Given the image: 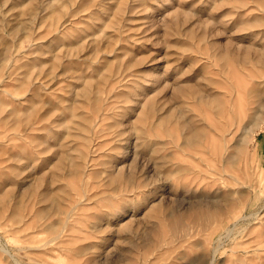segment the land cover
Wrapping results in <instances>:
<instances>
[{"label": "rangeland", "instance_id": "rangeland-1", "mask_svg": "<svg viewBox=\"0 0 264 264\" xmlns=\"http://www.w3.org/2000/svg\"><path fill=\"white\" fill-rule=\"evenodd\" d=\"M57 1L67 2L69 5L68 10L61 14L59 20L60 23L64 20L63 25L58 27L62 28V32L66 31L67 38L74 29H82L87 22L91 21V27L98 26L97 30H91L83 37L82 45L77 49L67 51L68 46L62 41L55 42L52 48L46 46V42L55 37L53 33L55 30L49 25V17L55 14V8H44L46 3ZM76 2L74 0L71 2L70 0H0V57L7 53L9 54L7 57H10L12 53L11 56L17 58L15 66L10 71L13 77L23 74L31 67L29 61L36 56L42 58V63L35 65L31 70L35 72L44 69V73L51 72L45 76L44 73L38 75L36 81L40 79L44 81L45 87L50 88L39 89L34 97L26 90L27 86L21 87V79L17 77L12 81L4 82V85L6 84L9 90L20 86L21 91L17 95H24V98L12 100L0 92V95L7 100L0 110V135L6 134L9 138L3 142L0 140V180L5 179V174L9 175L11 165L16 164L19 171L15 184L7 183L2 187L7 190L8 201L5 206L8 207L9 204L11 206L17 201L18 208L24 209L21 213L30 214L35 211L34 209L50 204L51 198L58 199L60 205L66 209L74 200L88 197L75 208L74 216L71 218L75 225L67 224L68 232L62 234L64 238L62 243L72 249L71 251L59 250L46 255L42 250H38L40 253L37 250L23 248L22 245L26 246L30 243L25 242L21 234L13 235L9 231H4L3 225H0L2 243L9 247L11 254L22 264L42 262L46 264H186L193 256L201 254L200 250L207 245L205 231L192 223L194 220L190 212L195 204L193 201L197 198H200L197 199L199 202L203 200L200 206L203 209H214L219 204V201L213 204V201L211 202V193L216 187L206 184L209 179V168L217 167L219 162L204 144L197 146L190 144L179 122L188 120L193 115L197 120L203 118L206 123L217 121L218 113L214 106L217 102H214L207 92L219 93V99L222 101V94L233 91V87L234 91L236 87L239 89V94L238 90L234 92L231 114L243 118L244 123L248 111H254L252 109L257 104L250 90L258 87L260 79L258 75L264 73L262 64L264 19L259 23L255 15L262 14L257 9V5L264 4V0H89L79 7L76 15L71 16L69 12L77 7ZM119 6L122 10L118 13ZM27 16L30 17L28 21L30 25L26 26H31V37L26 35L29 27L21 26ZM68 18L71 21H66ZM6 43L10 44L7 53L4 49ZM39 43L44 45L41 47ZM16 49L21 50L22 53L18 52L14 55ZM55 53L59 54L58 62L51 57ZM69 63L75 64V69L68 70L66 65ZM108 73L113 74L115 78L105 79L104 75ZM53 74L56 76L50 78ZM79 74L87 76L86 85L90 89L95 91L100 88L104 91L108 99L107 105L102 108L100 103L82 101V97L74 91V85L80 88L79 84H75L81 82L75 77ZM120 78L123 79L122 86L117 87L118 94L115 95L112 89ZM143 83H148L147 95L159 100V107H162L161 115L165 116L163 125L152 124L153 130L147 133L150 140L160 139V142L162 140L165 143L161 151L164 156L168 155L165 156L164 164L169 170H173L177 166L185 168L198 163L203 171L202 180L194 185L195 192L191 194L182 191L180 187L174 190L173 181L185 180L192 175L179 173L171 174L166 178V175L163 176L165 173L155 164V160L142 150L137 148L134 154L127 152L126 141L130 135L128 118L131 115L121 116V123L114 124V120L120 118L121 109L131 104L127 100L129 97L122 95L128 94L133 84L139 86ZM177 84H185L192 90L202 88L204 91L202 95L189 89L178 93L175 91ZM37 85L38 82L35 86ZM262 88L264 89V83L260 85V90ZM143 97L144 95H141V98ZM238 99L240 102L237 101ZM262 99L264 100V97ZM58 101L61 102L60 106L73 103L74 111L85 117L91 115L93 120L98 117L99 109L102 108V113L105 114L101 115L95 128L99 133L93 134L94 139L91 144L83 146L78 136L66 134L51 136L48 133V128L55 130L59 128L57 125L61 118V110L50 104ZM109 106L113 109H107ZM11 108L20 110L10 113ZM248 108L250 109L247 110ZM141 110L142 107L137 111ZM135 118L137 117L134 116L132 119ZM148 119L155 120V116L150 115ZM199 122L201 123L200 120ZM137 124L140 126L138 122ZM13 131L16 132L15 136L12 134ZM121 138L123 140H120ZM246 139H248L244 144L246 155L252 164L259 163L260 172L264 170V109L256 114L255 119L248 126ZM211 140L209 133L202 142L207 146L211 144ZM67 148L73 152L82 149L90 155L91 170L85 176L87 196L82 194L83 184L80 180L82 176H71L72 169L65 164L64 159L53 158L52 162L45 161V158L51 156L53 152H57V156L63 149L68 153ZM119 148L122 149L118 150ZM12 153L15 154L13 159L6 161L5 157ZM197 155H203L204 161L196 158ZM128 157L129 159L123 163V168H130L134 164L137 180H145L146 188L159 185L161 196L156 199L157 196H152L150 193L149 200L152 201L150 204L154 203L153 206H141V208L125 206L123 209L127 212L121 217L123 220L120 223H108V220H114L112 213L116 209L113 208H118L121 201L131 202L130 199L137 196L125 197L118 192L114 193L112 185L105 188L104 166L115 165L116 161ZM111 160L115 162H110ZM141 169H151V171L146 176ZM46 186H51L53 189L50 193L51 198L38 201L37 192L42 191ZM168 186L172 189L169 193L166 191ZM105 192L108 195H103ZM159 193L157 192V195ZM140 199L141 197L137 198ZM260 202L255 199L244 212L249 213L256 204L260 205ZM220 203H224L223 196ZM8 212L9 210L7 215ZM63 215V213H53L48 222L60 227V217ZM33 219L35 220V217L29 218L31 226ZM176 220L179 221L175 222ZM93 221H98L103 228L97 237L96 234L90 233ZM126 222L128 225L122 228V223ZM9 223L11 221H8ZM187 226L189 233L184 236ZM36 228L37 230L29 228L21 233L30 232V235L42 242L56 230V228H40V225ZM254 229L253 233L238 237V241L250 240L248 245H251L255 242L258 232L256 228ZM132 230L137 232L133 233ZM95 240L99 241L96 250L93 246L90 248ZM196 242L200 245L194 246ZM81 245H88L89 248L78 252ZM207 248L206 246V249L202 250V254ZM234 248L238 250L237 257L246 256L250 258V264L256 263L257 260L250 251L251 246L248 248L249 251L243 252V248L236 247L235 242L225 240L216 254L214 264H237L236 256L232 255L231 251ZM261 256L264 264V252ZM11 259L0 250V264H10Z\"/></svg>", "mask_w": 264, "mask_h": 264}, {"label": "bare ground", "instance_id": "bare-ground-1", "mask_svg": "<svg viewBox=\"0 0 264 264\" xmlns=\"http://www.w3.org/2000/svg\"><path fill=\"white\" fill-rule=\"evenodd\" d=\"M71 1L72 0H70V2ZM74 1L75 2L77 1L75 4L77 7H74L72 12L71 11L69 12L71 16L76 15L79 11V7L89 2V0H74ZM257 6H258L257 9L262 14H260L259 16L255 15L256 17L255 19L259 21L260 23L264 19V4H260ZM68 7L69 5L67 4V2L60 3V1L45 4L44 9L55 8V12H54L55 14L49 17L50 24L48 21V24L52 27V29L54 28L55 30L53 32L55 33V37L52 40L46 42L47 44L46 46H48L49 48H52V46L55 45L54 44L55 42L62 41L67 44L68 46L66 48L67 51L77 49L82 45L83 37L89 32H91V30H97L98 28V26L96 27V25L94 27H91L92 23L90 21V22H87L86 25L82 29H74V31L71 32V34L68 33L70 36H68L69 38H67L66 31L62 32V28L61 27L58 28V27L63 25L62 22L64 20H62L61 23L59 22V20H60L61 14L64 11L68 10ZM120 10H122L121 6H119L118 13L120 12ZM93 15L94 13H92V16ZM27 17H28L26 18L27 20L25 19L23 21L22 23L23 25L20 24L22 27L24 25L25 26L30 25L28 24L30 17L29 16ZM68 20L71 21V19L69 18L66 21ZM15 26H17V24ZM28 27L26 26V28L29 29L27 30L26 35L28 37H31V34H32L30 31L31 26H28ZM18 28L20 27L18 26ZM31 41L33 42V40ZM251 43L249 45H251ZM41 45L43 46L44 44L39 43V46ZM41 47H39V49ZM9 48H10V44L6 43L4 45V49L6 53L9 51ZM43 48L46 49L47 47H43ZM18 52L22 53L21 50L16 49V52L14 55H17ZM7 54L4 55L3 57H0V92L2 94H6L12 100H19V99L24 98V95H21V96L17 95L18 92L21 91L20 88L22 86H25V87L27 86L26 90L31 92V95L33 97L35 96V94H37L40 91L39 89L50 88L47 86L45 87V84L43 83L44 81H40V79L36 81V79L38 78V75L43 74L45 72L44 69H40L35 72L31 70V68H33L35 65H40L42 63V58L40 56L33 57L32 61H29L31 67H29L25 72H23V74H20L18 76L15 75L13 77V74L10 71L12 67L15 66V62L17 61V58L15 56H11L13 55L12 53L10 57H7ZM51 57H53L54 61H57V62L60 59L59 54L57 53H55ZM260 58L261 57L259 56L258 59ZM130 62L132 61L130 60ZM70 64L71 63L66 65V68L68 70L75 69L74 67L75 64H72V65ZM262 64L264 66V58L262 59ZM28 65L29 64H27V66ZM49 73L51 72L49 71V72L44 73V76ZM111 73L105 74L104 78L105 79H109L111 77L115 78L113 77V74ZM55 76L56 75L53 74V76H50V78H54ZM258 76L260 77V79L258 80L259 81L258 87H256V89L250 90V94H252V96L255 97L254 102H256L257 106L255 105L256 108L255 106L253 107L252 109L254 110L253 112L248 111V114L245 115V118L247 119L244 123H243L244 121L243 118L241 119L240 117H238V115L231 114L232 112L231 109L233 107L232 102L234 98V92L237 90H238L237 93L239 92V89H237V87L235 91L233 87V91L225 93L224 95L222 94V101H220L219 99L220 98L219 93H216V92L210 93V91L207 92V95L212 97L214 102L215 101L217 102V104L214 105L217 108V113H218L217 121H210L209 123H206L203 120V118H199V120L201 121L200 123L199 120L195 119V115H193L188 120L185 119L179 122L180 127H182L183 130H185V133L190 141V144L192 145L194 144L196 146L197 144L199 145L204 144V147L206 148L208 147L209 148L208 150H211L213 152L214 159H217L219 162L217 167L209 168V179L206 182L207 186L213 185L216 187L214 191L211 193V198H212L211 202L213 201L212 202L213 204L219 201V204H217L214 209H203L202 207H200L201 201L203 200H200L199 202L197 201L198 199L197 198L194 201H197L198 203L193 201V203L195 204L193 206V210L190 212V216L192 220H194V222L192 223L195 224V226H198L199 229H202L203 231H205V241L207 243L206 246L208 248L206 252L202 254L203 252L202 250L206 249V246H205L204 249L200 250L201 254H197L193 256L189 260V262L186 264H214L215 259H216V254L218 253L220 248H222V242L224 243L225 240L235 242V246L242 247L243 252L249 251L248 248L249 246H251L250 251H252L253 256L257 260L255 264H262L261 253L264 252V170H260L259 172L260 165L258 162L255 164H252V162L246 155L247 150L244 145L245 143L248 142V139H246V133H247L248 126L253 122V120L256 117V114L260 110L264 109V100L262 99L264 97V89L262 88L263 90L262 89L260 90V85L264 83V73H261ZM16 77L18 79H21V87L18 86V87H15L13 90H9L5 86L6 84L4 85V82L8 80L12 81L13 78H16ZM75 77L81 82L75 83V84H79L80 88H77L76 85H74V91H76L75 93L79 94L82 97V101L84 102L88 101L89 103H94V104L100 103V107L102 106L104 107L105 105H107L108 99L104 95V91H102L100 88H97L95 91H93L86 85L87 76H85L84 74L82 75L79 74ZM122 80L123 79L121 78L118 79L117 85H114L112 89L115 92V95L118 94L117 87L120 85L122 86V83H121ZM37 82L39 85L35 86ZM45 83H47V81ZM148 87H149L148 83L146 84L143 83V85L139 84V86L136 84H133V86H131L130 90L128 91V94L122 95V96H128L129 99L127 100L130 101L131 104L130 106H126L121 109L122 113H119L120 118L115 119L114 124L119 125L121 123V116L131 115L128 118V123H129L128 127L130 130V135L127 137V141H126V143H128L126 147L127 152L129 153L132 152V154H134L137 148H139L144 153H146V155H148L149 157L155 160V164L158 166L159 169H161L165 173L163 176L166 175L167 176L166 178H168L169 175L171 174L176 175L179 173H186V174L192 175L190 178H186L185 180L173 181L174 190L180 187L182 191L191 194L195 192L194 185L196 183L198 184V182L202 180L203 175L201 176V174L203 171L202 169H200L201 167H199L198 163L196 165L195 164L190 165L185 168L177 166L176 169H173V170H169L168 167L164 164L165 163L164 159L168 156V155L166 156L165 154L166 156L165 157L163 153L161 154L163 147H165L164 146L165 143L162 140L160 142V139L154 140V141L150 140L148 138L147 133L153 130L152 124L156 126L163 125L165 116L161 115L162 107H159V100L155 99L156 97L151 98L147 95L148 92H146V89ZM188 87L189 86H186L185 84H177L175 87V91L178 93L179 92L182 93L183 91L188 90L189 89ZM251 88H255V87H251ZM189 90H192V89H189ZM192 91H195L196 93L202 95L204 89L202 88L200 90L193 89ZM141 95H144V97L141 98ZM225 95L227 98L225 97ZM0 99H1L0 100V110H1L3 109L4 104L7 103V100L3 96H1ZM237 101L240 102V99H238ZM60 103H61L60 101L56 102L55 104L54 102L52 103L50 102L52 106H54L55 108H59L61 110V118L59 119V123L57 125L59 128L57 130L53 128H48V133L51 134V136H54L55 134H58V135L66 134L67 136L68 135L78 136L83 146L91 144V142L94 139L93 134L99 133V131H97L95 128L98 125V122L100 121L101 115L105 114V113H102L103 107L99 109L98 117L93 120L91 115L85 117L83 115H80V113H77L76 111H74L75 108L72 105L73 103H70V105H66V106H60ZM235 104H236V101H235ZM239 105L241 104L239 103L238 106ZM140 107H142V110L137 111ZM107 109H113V107L109 106ZM249 109L250 108H248L247 110ZM18 110L20 109L11 108L9 112L16 113ZM133 115L137 118L132 119L134 117ZM150 115L155 116V120L148 119ZM137 122L140 124V126H138ZM209 133L211 135L212 140H211V144L206 146V144L202 142V140H204L207 134ZM12 134L13 136H15L16 132L13 131ZM8 139L9 138L7 137L6 134L0 135V140L2 142L7 141ZM120 140H123V139L121 138ZM170 141L173 142V140H170ZM120 149L122 148H119L118 150ZM67 150H68V153L64 152V149L60 150L58 156H57V152H53L51 153V156L49 157L47 156L45 158V161L48 160V162L49 161L52 162L53 158L54 159L58 158L59 160L64 159L65 164H67V166L70 169H72L70 172L71 176H77V175L82 176L80 179L83 184L82 194L83 196H87V190L85 188L87 178H85V176L88 173H90V170H91L89 169L90 155L87 154V151H84L82 149L76 150L75 152L71 151L70 148H67ZM14 155L15 154L13 153L7 155L5 157V160L6 161L12 160ZM202 156L203 155L201 156L197 155L196 158H198L200 161H204ZM128 159L129 157L127 159L121 158L119 161H116L115 165L113 164V165L104 166L105 179H104L103 184L105 188H107V186L112 185L111 187L114 193L118 192V194L125 195V197H128L129 195L137 196L136 198L130 199L131 202H128L129 200L125 202L121 201V203L118 204L119 207L117 206L118 208H113V209H116V211L112 213L114 216V220L112 221L108 220V223H112V222L120 223L123 220V218L121 217H124L123 215L125 214V212H127V210L123 209L125 206H131L135 208H141V206H144V207L153 206L154 203L150 204L152 201L149 200L151 199L150 193L152 194V196H157L156 199L161 196L159 193V189H158L159 185H155L154 188H146L145 180H142V181L137 180V174L135 173L134 164H132L130 168H125V169L123 168V163H125V161H127ZM110 162H115V161L111 160ZM207 165L209 164L207 163ZM110 166H113V167H110ZM166 167H167V170H166ZM151 169H148V170L141 169V170L143 171V175L146 174L147 176V173L150 172ZM163 172L161 173L163 174ZM8 173L9 175L5 174L4 180H0V207H1L0 225H3L2 227L3 230L6 232L9 231L13 235H17L18 233L21 234L24 241L30 243V245H26V246L22 245V247L23 248L25 247L26 249H31L35 251L42 250L44 254L46 253V255H51L53 254V252L59 251V250L71 251L72 249H70L68 246L62 243L64 241L62 234L65 232H68L66 229L67 224L75 225L74 221L71 220V218L74 216L75 208L79 204H82L88 197L84 199L79 198V199L74 200L73 204H71L68 208L65 209L62 207V205H60V202L58 199L51 198L50 193H51V190L53 191L52 187L46 186L42 191L37 192L36 198L38 201H42V200L45 201L46 198L48 199L51 198L50 204L41 206L37 210L34 209L35 211H32L33 213H30L32 218L35 217V220L33 219L34 222L32 220L33 224L31 223L32 224L31 226L29 224L30 223L29 218H31L29 217L30 214L21 213V212H24V209L18 208L17 201L13 202L11 206L10 204L8 207L5 206L6 202L8 201V197L6 199L7 190L3 189L2 187L6 185L7 183L15 184V180L17 181L16 176L19 173L18 166L16 164L11 165ZM57 174L59 173L57 172ZM58 178H55V179H58ZM205 179H206V176H205ZM171 190L172 189L168 186V189L166 191L169 193ZM157 192L159 193L158 195H157ZM138 193L140 195H138ZM103 195H108V194L105 192ZM222 196L224 197L223 204L220 203ZM95 197H97V195H95ZM99 197H101V195H99ZM138 197H141V199L137 200ZM255 199L258 202L261 201L260 202L261 204L260 205L256 204L257 206L255 205L253 207L254 209L252 208L253 210H251L249 213H245L244 212L245 209L249 205H251ZM14 200H15V197H14ZM8 210L9 212L7 215L6 213ZM48 210H52V211L48 212ZM53 213H58V214L63 213L64 214L63 217H60V220H61L60 227H56V224L53 222H48L49 217ZM41 219H44V220L42 222H39V220ZM8 221H11V223L8 224ZM177 221L179 220H176L175 222ZM34 223H36L37 225H35ZM39 225H40V228H46V229L56 228V230L53 235H51L50 237H48L46 240L42 242H39V240L35 239L34 236L30 235L29 234L30 232L21 233L23 231H26L29 228H33L37 230L36 227H38ZM127 225H128L127 222L122 223V228L126 227ZM253 227L256 228L258 231L254 239L255 242H253L251 245L250 244L248 245L250 240L239 242L237 238L253 233V231L255 230ZM102 230L103 228L101 227L100 223L98 221L97 222L93 221L92 226L90 228V233L96 234V237H97L99 236ZM132 231L133 233L137 232L134 230ZM132 231H131V235H132ZM138 233H139V230H138ZM188 233L189 232H188V226H187V229L184 232V236ZM254 240L251 239V241H254ZM98 243L99 241L95 240L90 245V248L91 246H93L94 249L96 250V248L98 247ZM196 243L197 244H194V246L200 245L198 242ZM103 244L104 242H102L101 245ZM87 248H89L88 245H84V246L81 245L78 252L84 251ZM0 250L5 252L9 257L12 258L11 259L12 262H10V264H22L21 261L16 259L14 255L11 254L9 247L6 246L5 243H2L1 238H0ZM231 251H232V255L236 256L238 250L234 248V249H231ZM42 259H43V256H42ZM235 259L238 262L237 264H250L251 263V261H249L250 258L246 256H240V257L236 256ZM40 264H46V262H42Z\"/></svg>", "mask_w": 264, "mask_h": 264}]
</instances>
